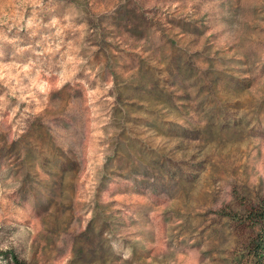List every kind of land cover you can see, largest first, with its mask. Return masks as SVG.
Masks as SVG:
<instances>
[{"label": "rangeland", "instance_id": "1", "mask_svg": "<svg viewBox=\"0 0 264 264\" xmlns=\"http://www.w3.org/2000/svg\"><path fill=\"white\" fill-rule=\"evenodd\" d=\"M263 218L264 0H0V264H264Z\"/></svg>", "mask_w": 264, "mask_h": 264}, {"label": "trees", "instance_id": "2", "mask_svg": "<svg viewBox=\"0 0 264 264\" xmlns=\"http://www.w3.org/2000/svg\"><path fill=\"white\" fill-rule=\"evenodd\" d=\"M263 222H264V218H263ZM262 230H263V232L259 235L258 240H257V245L260 248L258 250H261V248L264 247V223H263V229ZM257 255H258V253H257Z\"/></svg>", "mask_w": 264, "mask_h": 264}]
</instances>
